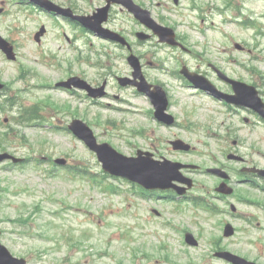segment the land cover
<instances>
[{
	"label": "rangeland",
	"instance_id": "obj_1",
	"mask_svg": "<svg viewBox=\"0 0 264 264\" xmlns=\"http://www.w3.org/2000/svg\"><path fill=\"white\" fill-rule=\"evenodd\" d=\"M17 1L0 0V8L8 10L6 15L0 17V35L18 47L19 65L26 66L42 80L55 83L64 79L66 74L63 71L52 69L49 73L35 62L40 51L36 50L31 35L36 32L38 21L22 23V7L15 5ZM140 1L151 10L156 20L163 21L159 22L172 27L181 37L187 38V46L192 50L185 54L179 49L160 44L157 38L146 44L144 50L138 49L140 54L147 57V60L143 61L144 64L145 61L155 63L156 66H147L153 70L146 67L145 72L150 74L152 79L161 80L167 86L172 94L171 101L175 103L172 112L177 117L178 123L184 127V129L179 126L171 130L157 131L163 138L171 139V135L181 133L185 136L182 138L186 142L197 145L196 133L200 132L201 127L187 129L186 126H202L205 114L208 112L206 107L210 105L207 97L193 88L186 87L182 79L169 75L180 65L195 69L199 64L206 63L203 61L205 57L218 65L221 64L220 61H226L227 70L238 73V76L243 77L248 83H257L264 95V0H182L178 6H175L172 0ZM193 3H196L195 9L191 7ZM198 8L202 11L210 8L211 12L202 13ZM200 15L205 20L204 24H201ZM250 17L258 24L257 27H243L237 24L238 21L242 23L245 18ZM44 22L48 24L51 32L44 48L54 53L60 46L59 41L55 39L57 33L66 32L73 35V29L66 25L59 27L50 18ZM230 39L246 47V53L234 48ZM79 42L82 47L84 44L87 47L90 45L85 39H80ZM101 46L105 45L100 44L99 51ZM58 54L59 57L55 61L61 62L66 67V58H71V49L62 43ZM101 59L104 60L103 57ZM125 62L124 59L116 61L118 75L130 72V67ZM19 65L0 60V79L7 86L6 91L0 95V101L4 100L3 102L6 103V100H9L6 104L7 108L4 107L0 111V133L4 135L7 133L12 138L9 152L25 159H32V162L24 168H8L6 164L0 166V187L6 190L5 193H1L0 199L1 242L14 256L25 258L29 264L222 263L211 260L209 256L211 248H178L180 243L177 229L191 227L192 232L197 235L199 230L198 227L192 226L194 222L201 223L203 246L208 245L212 237H219L221 228L216 231L212 229L213 221L180 217L173 211L169 200L160 207L162 218L149 221L150 211L145 204L146 200L135 196L127 181L118 184V180L106 177L108 179H104V184L96 183L95 187L104 188L105 184L114 183L121 189L113 195H103L102 189L100 192L97 188L93 189L94 182L90 181L91 178L81 174L72 179L68 174L63 173L62 169H57L64 175L66 180H63L58 177L45 179L38 172L48 174L49 166L52 165L48 163V159H42L44 157L65 158L70 161V165L80 170L87 168L95 174L101 173V166L94 155L89 154L83 142L67 132V127L74 118L87 122L100 143L111 144L114 149L127 157L133 156L137 149L149 150L151 143H155L154 139L144 141L133 132L144 130L148 134L155 130L154 122L147 114L151 108L147 99L134 98L131 90L119 93L110 88L111 95H120L121 99H125L128 103H119L110 97L102 100V105H92L82 94L78 100H75L67 93L51 89L38 90L36 85L40 79L37 78L24 83L18 78ZM201 68L207 67L202 65ZM253 69L256 74L252 72ZM95 73L94 70L89 71L90 79L95 77ZM48 95L51 96L52 103L59 106L69 105V111L57 112L49 105L40 106L38 112L36 108H31L40 101H45ZM20 111L25 114L30 111L37 113L43 118V125L38 127L35 124L25 126L15 124L13 118L18 119ZM94 114H97V117ZM118 127L120 130H117ZM227 128L231 132V139L227 140V150L248 160L252 157L264 164V159H260L257 155L260 151L264 153L262 140L264 125L246 126L242 120L236 119L233 123L229 120ZM234 141H237V145H233ZM164 146L162 145L161 148ZM199 150L200 155H190L186 158L196 162L197 165L200 161L209 165L207 153L201 147ZM228 153L227 151V155ZM160 154L168 159L182 158L164 149H161ZM36 159H41L45 163L33 168ZM227 165L235 169L238 167L228 159ZM77 178L80 182H77ZM235 179L237 178L234 177V182ZM236 186L241 190V194L245 193L246 197L257 199L256 201L264 204V189L238 183ZM99 194L103 196L102 199ZM62 200L67 205H62L60 203ZM239 202L233 201L237 208L236 215L230 214L231 208L227 207L229 214L227 223L236 230L234 237L227 238L228 249L240 254L247 250L251 251L252 248H264V206ZM110 205L113 211L108 213L109 208L106 206ZM151 207L159 209L154 203L150 204L149 208ZM101 210L102 212L97 214ZM105 214L111 225L100 224L98 229L97 221L108 222L105 216H99ZM18 216L30 218L28 219L30 222L21 226L10 222ZM139 219L143 228L138 233L143 234L146 228L153 226L152 232L145 238L147 248H132L141 245L139 242L132 244L129 240L132 235L131 227L135 222L138 223ZM119 232H128V236L123 237ZM182 241L184 242V238ZM225 241L223 240V243ZM160 245L166 247L160 248ZM184 245L187 246L185 243Z\"/></svg>",
	"mask_w": 264,
	"mask_h": 264
},
{
	"label": "flooded vegetation",
	"instance_id": "obj_2",
	"mask_svg": "<svg viewBox=\"0 0 264 264\" xmlns=\"http://www.w3.org/2000/svg\"><path fill=\"white\" fill-rule=\"evenodd\" d=\"M226 86V85H224ZM227 88V86H226ZM213 136V138H217L218 134L217 133H213L211 134ZM224 170L227 172V167L224 168ZM193 173V172H191ZM227 176V175H226ZM209 177L212 179L210 183L211 186L209 187H203V189L205 190V194L208 196L205 197H189V196H184L179 198V200L181 199H194V200H200L206 204H214V205H218V207H215V212H220L224 215L227 216V196L223 195L219 192L220 190V186L223 183H226L227 185V179L224 181L222 178H220L219 176H212L209 175ZM252 181V180H250ZM227 192V190H226ZM222 248V246H213V248ZM227 250V245L224 247ZM263 249V248H262ZM264 251H260L257 254L254 251H248L245 254V258L251 262L257 263V264H264V255H263Z\"/></svg>",
	"mask_w": 264,
	"mask_h": 264
},
{
	"label": "water",
	"instance_id": "obj_3",
	"mask_svg": "<svg viewBox=\"0 0 264 264\" xmlns=\"http://www.w3.org/2000/svg\"><path fill=\"white\" fill-rule=\"evenodd\" d=\"M77 131L79 132V130H77ZM103 160L104 161L106 160L105 155L103 156ZM227 259L236 263V264H243L244 263L238 257H235L231 254H227ZM0 264H24V262L13 259L5 248H0Z\"/></svg>",
	"mask_w": 264,
	"mask_h": 264
}]
</instances>
